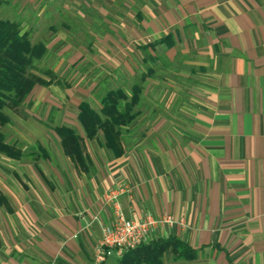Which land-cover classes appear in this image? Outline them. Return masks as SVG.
I'll use <instances>...</instances> for the list:
<instances>
[{
	"label": "crops",
	"instance_id": "crops-1",
	"mask_svg": "<svg viewBox=\"0 0 264 264\" xmlns=\"http://www.w3.org/2000/svg\"><path fill=\"white\" fill-rule=\"evenodd\" d=\"M94 10L107 22L97 42L120 56L108 66L142 80L157 113L118 156L90 147L76 114L88 171L59 137L60 153L40 144L42 159L0 155L14 164L0 180V264H95L114 218L106 195L119 187L125 217L171 214L151 238L195 250L162 264H264V0H95Z\"/></svg>",
	"mask_w": 264,
	"mask_h": 264
},
{
	"label": "rangeland",
	"instance_id": "rangeland-1",
	"mask_svg": "<svg viewBox=\"0 0 264 264\" xmlns=\"http://www.w3.org/2000/svg\"><path fill=\"white\" fill-rule=\"evenodd\" d=\"M94 5L95 0L0 2V18L18 22L21 31L28 32L32 43L43 42L46 46V52L36 62L33 72L46 77L41 73V69L48 68L61 80L60 84L49 87L35 85L17 108L5 109L10 121L1 126L4 140L15 144L24 155L32 151L42 159L43 150L52 154L56 151L60 153L55 125L66 121L72 124L78 133L83 134L74 120L79 102L85 101L100 112L101 97L106 91L118 88L124 91L128 100L134 93L138 96V101L133 107L137 115L119 130L122 145L126 147L135 139L148 137V124L157 113L159 100L148 97L145 93L146 85L142 80L137 81L138 77H125L118 70L108 66L116 59L120 60V56L111 55L109 49H105L106 42H97L103 37L100 33L103 32V24L107 22L98 16ZM80 52L83 55L69 64V60H74ZM139 75L138 73L137 76ZM155 91L157 92L156 88ZM51 99L61 107L51 106ZM49 107L54 109L49 110ZM63 111L66 112V118L61 114ZM86 141L90 147H99L105 154H111L103 145L102 131ZM40 144L44 146L43 150L40 149ZM13 166L12 161L0 156V180Z\"/></svg>",
	"mask_w": 264,
	"mask_h": 264
},
{
	"label": "trees",
	"instance_id": "trees-1",
	"mask_svg": "<svg viewBox=\"0 0 264 264\" xmlns=\"http://www.w3.org/2000/svg\"><path fill=\"white\" fill-rule=\"evenodd\" d=\"M45 52V44L32 43L28 32H22L18 22L0 18V154L7 157L20 159L24 152L15 144L4 140L1 126L10 121L5 111L6 107L17 108L35 85L48 86L61 83L60 78L51 69H41V73L46 77L33 72L36 62L44 56ZM137 101L136 93L128 100L120 88L105 92L100 99V112L94 110L87 102L80 101L77 120L86 138L93 139L99 131H102L103 145L114 156L122 154L123 145L119 130L137 115L133 111ZM55 133L60 139L64 153L82 170L88 171L91 162L84 139L77 130L61 125L55 127ZM1 202H5V197L0 193ZM166 252H171L173 258L177 259L195 257V250L183 240L174 236H158L148 243L126 250L115 264H162V258Z\"/></svg>",
	"mask_w": 264,
	"mask_h": 264
},
{
	"label": "built area",
	"instance_id": "built-area-1",
	"mask_svg": "<svg viewBox=\"0 0 264 264\" xmlns=\"http://www.w3.org/2000/svg\"><path fill=\"white\" fill-rule=\"evenodd\" d=\"M122 191L124 188L119 187L107 192L106 201L113 209L114 218L111 223L101 225V236L94 254L95 264H101L112 254L122 256L126 250L148 243L158 228L175 222L168 213L159 216L145 215L140 218L125 217L117 200V195Z\"/></svg>",
	"mask_w": 264,
	"mask_h": 264
}]
</instances>
